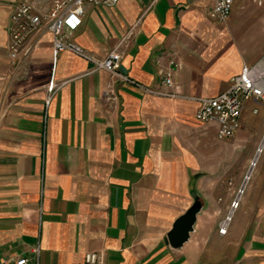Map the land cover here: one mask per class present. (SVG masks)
Masks as SVG:
<instances>
[{
    "label": "crops",
    "instance_id": "crops-1",
    "mask_svg": "<svg viewBox=\"0 0 264 264\" xmlns=\"http://www.w3.org/2000/svg\"><path fill=\"white\" fill-rule=\"evenodd\" d=\"M18 1L0 0L2 256L76 264L97 252L104 264H264L263 140L238 209H231L226 191L221 198L200 192L213 184L206 179L224 180L230 171L224 169L229 158L216 152L215 143L226 142L218 139V126L196 119L199 99L227 91L244 65L256 63L229 22L210 18L214 0L86 5L69 39L98 58L119 49V72L133 83L93 71L71 52L55 56L45 29L13 60ZM171 60L177 98L156 94ZM53 82L61 86L50 97ZM261 101L249 100L248 111L257 115ZM196 197L202 211L195 232L174 249L167 234ZM226 219L231 223L222 235Z\"/></svg>",
    "mask_w": 264,
    "mask_h": 264
},
{
    "label": "built area",
    "instance_id": "built-area-1",
    "mask_svg": "<svg viewBox=\"0 0 264 264\" xmlns=\"http://www.w3.org/2000/svg\"><path fill=\"white\" fill-rule=\"evenodd\" d=\"M257 5H264V0H253ZM118 0H20L14 6L11 17V40L9 45L10 57L16 60L25 49L31 35L45 29L54 37V54L58 56L64 52H71L93 64V71L105 70L115 77L133 83L126 75L119 72L122 54L119 49L110 51L105 57L98 58L87 53L80 46L69 39V31H75L82 23L86 12V5L105 4L115 5ZM236 0H214L209 11L210 18L219 23L227 24ZM175 60L162 72L163 90L157 92L159 96L177 98L175 89L174 69ZM244 65L239 75L231 80L229 89L213 98L199 99L200 108L196 119L202 123L218 126V139L229 140L241 128L240 119L245 103L249 100H264V80L257 77L256 68ZM61 83L50 85V97L60 89ZM110 99L116 100L109 92ZM238 207V205H236ZM226 223H222L220 233L228 231ZM37 251V250H36ZM0 264H39L38 259L28 256L4 258L0 247ZM76 264H104V257L97 252H88L82 263Z\"/></svg>",
    "mask_w": 264,
    "mask_h": 264
},
{
    "label": "rangeland",
    "instance_id": "rangeland-1",
    "mask_svg": "<svg viewBox=\"0 0 264 264\" xmlns=\"http://www.w3.org/2000/svg\"><path fill=\"white\" fill-rule=\"evenodd\" d=\"M228 22L240 49L246 53L248 59H256V63L251 66L255 67L264 63V5H257L253 0H236L233 13ZM247 102L240 119L241 128L239 131L233 138L226 140L225 143H215L216 152L218 154L224 153L225 158H229V169L226 167L227 162H224V169L230 171V177L224 180L218 176L206 179L213 184H206L204 189L200 191L206 196L218 193L217 195L220 198L223 197V191L228 192L230 206L234 210L238 209L236 205L239 206L248 193L247 191L253 179L251 177L249 181L250 164L264 139V100L258 106H254L258 110L257 115H253L251 109L248 111ZM237 135L242 137L240 141H236ZM255 163L253 162L252 166ZM220 164L221 166L216 167V170L223 169L222 162ZM244 182H248L245 189L242 188ZM243 190L245 192L241 194Z\"/></svg>",
    "mask_w": 264,
    "mask_h": 264
},
{
    "label": "water",
    "instance_id": "water-1",
    "mask_svg": "<svg viewBox=\"0 0 264 264\" xmlns=\"http://www.w3.org/2000/svg\"><path fill=\"white\" fill-rule=\"evenodd\" d=\"M201 211L202 203L196 197L192 206L174 222L172 229L167 234L166 244L174 249L182 248L195 232L197 217Z\"/></svg>",
    "mask_w": 264,
    "mask_h": 264
},
{
    "label": "bare ground",
    "instance_id": "bare-ground-1",
    "mask_svg": "<svg viewBox=\"0 0 264 264\" xmlns=\"http://www.w3.org/2000/svg\"><path fill=\"white\" fill-rule=\"evenodd\" d=\"M256 73H257V77L261 78V80H264V63H261L260 65H258V67L256 68ZM264 144V139H263V143L261 144L258 153L261 151L262 147ZM259 155V154H258ZM258 155L256 156L255 160L257 159ZM255 162V161H254ZM253 169V167H252ZM250 172V171H249ZM242 194V193H241ZM234 211V209H232ZM227 222V219L224 220V223ZM230 221L228 223H226V225H229Z\"/></svg>",
    "mask_w": 264,
    "mask_h": 264
}]
</instances>
